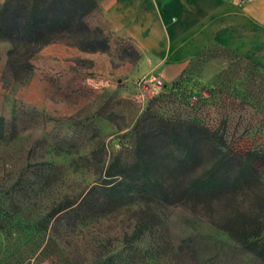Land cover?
<instances>
[{
	"label": "rangeland",
	"instance_id": "rangeland-1",
	"mask_svg": "<svg viewBox=\"0 0 264 264\" xmlns=\"http://www.w3.org/2000/svg\"><path fill=\"white\" fill-rule=\"evenodd\" d=\"M93 23L111 35L108 53L89 57L56 42L34 56L22 80L8 71L11 44L0 42V264H264L186 206L153 204L158 223L135 239L152 214L140 200L105 215L50 218L56 204L79 202L104 182L114 157L131 163L136 131L155 115L223 132L264 179V67L212 45L192 59L179 90L162 97L171 85L124 81L118 69L137 53L112 36L101 13Z\"/></svg>",
	"mask_w": 264,
	"mask_h": 264
},
{
	"label": "trees",
	"instance_id": "trees-1",
	"mask_svg": "<svg viewBox=\"0 0 264 264\" xmlns=\"http://www.w3.org/2000/svg\"><path fill=\"white\" fill-rule=\"evenodd\" d=\"M100 13L98 0L0 2V42L12 46L7 53L9 73L15 80L28 78L35 69L34 56L60 41L86 53H108L111 35L93 23ZM130 47L138 59V51L134 45ZM180 78L161 96L177 92ZM5 125L6 119L0 117V136ZM225 141L223 132L197 121L152 116L136 131L131 163L114 157L104 182L94 185L79 202L65 199L56 204L49 216L81 210L105 215L140 200L152 214L137 224L135 239L158 223L153 204L186 206L204 213L213 225L264 262L263 173L247 159L246 152L227 147Z\"/></svg>",
	"mask_w": 264,
	"mask_h": 264
},
{
	"label": "crops",
	"instance_id": "crops-1",
	"mask_svg": "<svg viewBox=\"0 0 264 264\" xmlns=\"http://www.w3.org/2000/svg\"><path fill=\"white\" fill-rule=\"evenodd\" d=\"M98 1L112 36L139 53L118 69L125 82L157 74L171 85L212 45L264 67V0Z\"/></svg>",
	"mask_w": 264,
	"mask_h": 264
},
{
	"label": "built area",
	"instance_id": "built-area-1",
	"mask_svg": "<svg viewBox=\"0 0 264 264\" xmlns=\"http://www.w3.org/2000/svg\"><path fill=\"white\" fill-rule=\"evenodd\" d=\"M140 87L162 89L166 85L164 80L157 74H151L140 78L137 81Z\"/></svg>",
	"mask_w": 264,
	"mask_h": 264
}]
</instances>
